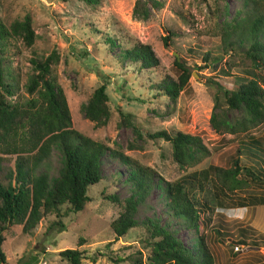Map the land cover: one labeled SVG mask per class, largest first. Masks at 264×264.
<instances>
[{
    "label": "rangeland",
    "instance_id": "rangeland-1",
    "mask_svg": "<svg viewBox=\"0 0 264 264\" xmlns=\"http://www.w3.org/2000/svg\"><path fill=\"white\" fill-rule=\"evenodd\" d=\"M137 2L147 6V19L135 14L139 12ZM153 2H159L161 7L154 8ZM242 2L98 0L90 5L80 0H0L2 24L9 27L29 16L34 32L31 46L22 39L11 38L0 50L4 83L11 86V94H5L6 100L23 105L35 97L26 89L32 72L31 59L54 55L52 76L64 92L74 128L154 173V186L135 213L138 225L116 238L111 223L118 217L120 208L115 201L124 202L131 194V187L125 182L127 169L108 151L100 167L102 179L89 187L90 200L82 211L74 212L63 205L57 213L43 217L29 234L22 232L21 225L8 226L2 232L6 264H69L59 256L66 249L79 250L82 264H132L134 257L141 254L146 258L149 253L144 220L160 217L163 224L170 219V226L178 227L166 214L163 196L155 185L158 178L172 182L210 165L229 168L237 150L242 152V166L264 174V122L247 134L237 135L215 132L209 124L216 96L221 110H226L213 82L231 89L235 78L247 76L249 62L241 48H232L223 55L221 51V33ZM168 32L174 36L165 47L162 38ZM134 42L148 44L153 49L160 62L156 68L141 69L137 63L123 59L124 48ZM206 52L213 57L222 55L217 68L209 64L204 67L201 58ZM176 59L188 64L191 77L179 96L171 99L162 95L158 84L167 75L176 79ZM221 69L230 74L223 76ZM100 85L105 86L110 115L104 126L95 127L84 117L83 106ZM261 86L264 88V82ZM227 114L242 115L236 111ZM160 130L200 137L209 150L208 156L192 167L180 168L172 159L168 142L147 137ZM253 141L259 142L258 147ZM5 158L0 172L3 185L7 169L14 164V157ZM62 166V156L53 149L37 173L45 172L52 181ZM241 174L245 177L246 172ZM248 185L233 198L264 195L261 185L253 181ZM194 196L212 210L211 221L203 230L215 264H264V205L237 208L223 201L221 207L210 186ZM177 236L192 247L193 231L178 228Z\"/></svg>",
    "mask_w": 264,
    "mask_h": 264
},
{
    "label": "trees",
    "instance_id": "trees-1",
    "mask_svg": "<svg viewBox=\"0 0 264 264\" xmlns=\"http://www.w3.org/2000/svg\"><path fill=\"white\" fill-rule=\"evenodd\" d=\"M80 1L92 5L98 0ZM153 7L159 9L161 4L153 2ZM138 9L139 12L135 11L138 18L149 17L144 3L137 2ZM172 36L173 32H168L162 38L165 47L169 46ZM11 38L22 39L27 46L33 44L34 32L29 16L23 21L13 22L9 27L0 22V50ZM221 45L222 55L232 48H241L249 67L247 76L235 78L231 89L221 82H213L216 91L224 99L226 110H221L216 96L209 124L215 132L247 134L251 128L264 122V88L261 86V82H264V0H243L241 8L225 24ZM221 56L213 57L210 52H206L201 60L204 67L209 64L215 69ZM122 57L145 70L156 68L160 63L153 49L140 42L124 48ZM53 62L54 55L45 59H31L32 72L26 89L35 97L23 105L11 104L6 100L5 94H11V86L4 83V74L0 68V172L7 159L5 157H14L13 168L7 169L5 174L6 184L0 181V264H6L2 232L8 226L21 225L22 232L29 234L43 217L57 213L63 205L69 206L74 212L83 210L90 200L87 195L89 187L102 179L100 167L108 151L127 169L125 182L131 187V194L124 202L111 198L120 208L118 217L111 223L116 238L138 225L135 220L137 207L144 202L154 186V173L150 169L120 152L110 151L104 144L81 135L74 128L64 92L52 76ZM174 70L176 79L167 75L158 84L162 95L171 99L179 96L191 77L184 60L179 62L176 59ZM220 71L223 76L230 74L224 69ZM231 111L242 115L230 117L227 113ZM83 113L95 127L105 125L110 112L104 85L93 91L83 106ZM147 137L168 142L173 161L183 169L200 163L209 154L198 136L160 130L147 134ZM248 138L253 139L252 136ZM253 142L258 147L259 142ZM53 149H57L62 156L63 166L58 177L51 181L45 172L37 173V169L49 158ZM241 155L242 152L237 150V156L232 158V166L229 168L210 165L186 173L172 182L158 178L155 185L163 196L166 214L176 221L178 227H171L170 219L163 224L160 217L144 220L142 224L149 234V253L146 258H142L141 254L134 257L131 263L215 264L203 230L211 221L209 212L212 210L206 202L197 200L194 194L210 186L221 207L223 201L237 208L264 205V195L233 198L237 191L244 190L251 181L264 187L263 171L259 170L261 175L253 172L252 168L242 166ZM244 172L245 177H242L241 173ZM178 228L194 232L192 247L177 236ZM59 256L69 264H82V253L77 249L63 250Z\"/></svg>",
    "mask_w": 264,
    "mask_h": 264
}]
</instances>
